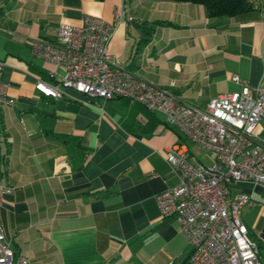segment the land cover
<instances>
[{"label": "crops", "instance_id": "1", "mask_svg": "<svg viewBox=\"0 0 264 264\" xmlns=\"http://www.w3.org/2000/svg\"><path fill=\"white\" fill-rule=\"evenodd\" d=\"M252 2L247 13L208 18L189 3L0 0L1 78L15 102L0 107V192L10 190L0 196V225L16 256L31 264H191L178 224L161 220L156 204L178 184L164 156L183 144L192 164L214 160L130 99L40 95L34 85L53 83V67L31 54V42H54L61 23L102 18L114 26L113 61L205 108L241 90L232 75L264 88V0ZM256 133L264 142V114ZM240 194L251 196L240 219L264 264V186L233 183L229 199Z\"/></svg>", "mask_w": 264, "mask_h": 264}, {"label": "built area", "instance_id": "2", "mask_svg": "<svg viewBox=\"0 0 264 264\" xmlns=\"http://www.w3.org/2000/svg\"><path fill=\"white\" fill-rule=\"evenodd\" d=\"M113 34V24L86 16L79 26L59 24L54 42L34 39L31 54L53 67L50 74L55 80L38 81L35 91L51 99L62 98L65 90L93 100L127 98L163 114L168 126L214 160L209 166L192 164L183 144L165 153L178 184L156 196L160 219L178 224L191 248V264H262L258 246L240 219L251 196L229 197L235 182L264 186V142L256 133L264 114V88L251 89L232 75V82L242 84L239 92L219 95L205 108L183 104L167 89L113 61L109 53ZM3 68L0 61V107H12L14 99L1 78ZM9 192L5 188L0 196ZM0 264H31L15 255L1 225Z\"/></svg>", "mask_w": 264, "mask_h": 264}, {"label": "trees", "instance_id": "3", "mask_svg": "<svg viewBox=\"0 0 264 264\" xmlns=\"http://www.w3.org/2000/svg\"><path fill=\"white\" fill-rule=\"evenodd\" d=\"M151 1L189 3L194 5H201L205 8L208 18L235 17L243 13H247L254 9L252 0H151ZM155 25L170 26L171 23L157 22L155 23Z\"/></svg>", "mask_w": 264, "mask_h": 264}]
</instances>
